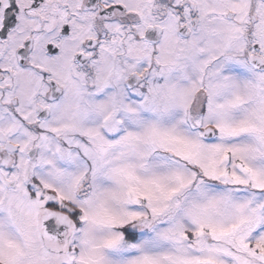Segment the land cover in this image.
Instances as JSON below:
<instances>
[{
  "label": "snow or ice",
  "instance_id": "obj_1",
  "mask_svg": "<svg viewBox=\"0 0 264 264\" xmlns=\"http://www.w3.org/2000/svg\"><path fill=\"white\" fill-rule=\"evenodd\" d=\"M0 264H264V0H0Z\"/></svg>",
  "mask_w": 264,
  "mask_h": 264
}]
</instances>
